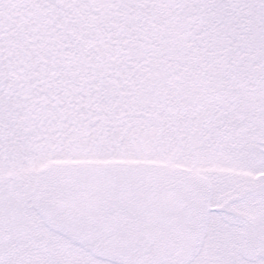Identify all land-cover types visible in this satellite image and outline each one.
<instances>
[{
	"label": "snow or ice",
	"instance_id": "obj_1",
	"mask_svg": "<svg viewBox=\"0 0 264 264\" xmlns=\"http://www.w3.org/2000/svg\"><path fill=\"white\" fill-rule=\"evenodd\" d=\"M0 264H264V0H0Z\"/></svg>",
	"mask_w": 264,
	"mask_h": 264
}]
</instances>
